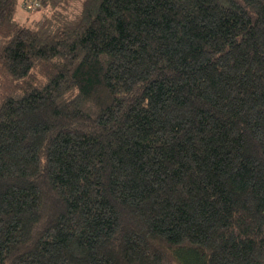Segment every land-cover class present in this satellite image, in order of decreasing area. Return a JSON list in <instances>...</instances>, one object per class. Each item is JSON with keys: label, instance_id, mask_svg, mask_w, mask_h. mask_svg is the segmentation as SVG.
I'll use <instances>...</instances> for the list:
<instances>
[{"label": "trees", "instance_id": "1", "mask_svg": "<svg viewBox=\"0 0 264 264\" xmlns=\"http://www.w3.org/2000/svg\"><path fill=\"white\" fill-rule=\"evenodd\" d=\"M22 1L0 264H264V0Z\"/></svg>", "mask_w": 264, "mask_h": 264}, {"label": "rangeland", "instance_id": "2", "mask_svg": "<svg viewBox=\"0 0 264 264\" xmlns=\"http://www.w3.org/2000/svg\"><path fill=\"white\" fill-rule=\"evenodd\" d=\"M20 1H22V0H20ZM33 1L34 0H27V2H25L23 0L22 3H19L18 10L16 13L17 19H19L21 21L36 20L39 17H41L47 10H50L49 12H51V9L49 7H42V8L37 7L36 8L37 4L34 3ZM72 2L76 6H79V4H80V0H72ZM191 264H195V262L192 261Z\"/></svg>", "mask_w": 264, "mask_h": 264}]
</instances>
